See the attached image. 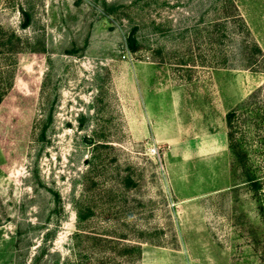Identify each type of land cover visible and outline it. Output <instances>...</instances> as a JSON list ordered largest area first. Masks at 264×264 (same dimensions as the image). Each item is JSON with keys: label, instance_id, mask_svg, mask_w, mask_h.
<instances>
[{"label": "rangeland", "instance_id": "1", "mask_svg": "<svg viewBox=\"0 0 264 264\" xmlns=\"http://www.w3.org/2000/svg\"><path fill=\"white\" fill-rule=\"evenodd\" d=\"M0 264H264V0H0Z\"/></svg>", "mask_w": 264, "mask_h": 264}]
</instances>
